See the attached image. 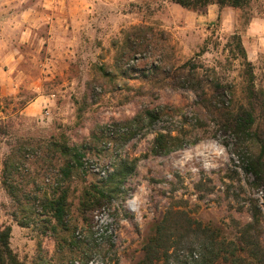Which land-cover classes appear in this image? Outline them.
Masks as SVG:
<instances>
[{"label":"rangeland","instance_id":"obj_1","mask_svg":"<svg viewBox=\"0 0 264 264\" xmlns=\"http://www.w3.org/2000/svg\"><path fill=\"white\" fill-rule=\"evenodd\" d=\"M163 5L0 0V226H11L9 244L22 264H141L150 244L158 250L153 264H264V180L245 170L255 142L264 159V95L247 97L248 67L231 34L216 25L183 31L171 21L176 11L159 13ZM138 25L152 31L130 39L137 52L118 62L125 35ZM250 63L264 91V55ZM215 83L224 89L216 92ZM198 101L206 115L195 112ZM239 106L254 110L250 135L234 136L219 122ZM144 109L164 114L128 128ZM164 127L196 142L153 155V137ZM52 141L83 153L82 166L61 184L69 187L70 230L55 233L35 203L59 178ZM133 158L122 196L94 213L89 231L81 220L72 229L82 187ZM255 208L258 225L242 234ZM196 222L222 243L219 258L204 256ZM157 224L165 230L156 233Z\"/></svg>","mask_w":264,"mask_h":264},{"label":"trees","instance_id":"obj_2","mask_svg":"<svg viewBox=\"0 0 264 264\" xmlns=\"http://www.w3.org/2000/svg\"><path fill=\"white\" fill-rule=\"evenodd\" d=\"M172 2L180 5L183 8L190 9L197 12H202L210 4H216L219 7L231 6L233 8H240L245 12L243 23L246 24L249 20V15L246 13L245 8L249 7L251 0H171ZM243 12V13H244ZM152 31V27L148 25L143 26H133L131 31L128 32L124 37V47L126 50H122L120 54L116 57L118 62L123 60L130 59L134 57L135 50H132V45L135 44V39L140 38L141 36H146L148 32ZM164 33V31L162 32ZM233 42V46L240 54V58L243 60L244 65L248 68L245 70L246 75V84L244 85V91L248 98L254 100H259L263 95L264 91L260 88H257L254 84V74L251 68V63L247 59L244 48L241 43L240 35L237 32H234L230 35ZM130 39H134L133 43L130 42ZM189 62H186L184 65H188ZM189 72V71H188ZM187 79V78H186ZM214 87L217 89L223 90L224 87L215 83ZM193 92L197 93L198 90L195 87H188ZM205 94V93H204ZM261 96V97H260ZM202 100L205 98L198 95ZM206 97V96H204ZM196 102L195 112L198 115H206L204 108L206 105ZM232 106V105H231ZM233 107V106H232ZM218 108V117L221 115L223 107ZM231 108V107H229ZM180 109L172 107L169 109V112L173 111L179 112ZM164 114L156 109H144L142 112L134 115L132 118L128 119L127 127L131 128L135 123L139 121L147 120L149 122H154L159 119L161 115ZM222 117V118H221ZM255 121V114L253 109H245L243 106L238 108H232V111L229 113H222L220 116V124L224 130L230 132L234 136H239L243 134H251V125ZM196 141H189L187 137L183 136L180 131L176 129H171L164 127L161 130L155 132L153 137L152 146L150 149L151 154L161 155L167 154L173 150L179 149L186 144H192ZM256 143V142H255ZM255 150L252 151L251 156L249 155L246 158L245 170L253 175L256 178V181L264 180V159L263 151L258 144H255ZM51 147L55 151V163L56 173L59 176L57 178L56 184L50 187L49 190L43 191L35 200L36 207L39 210V215L42 217L44 226H46L49 231L55 233L59 228L70 230L69 225L71 224V208L67 201L69 187L62 186L63 181L70 180L73 176V173L76 169L82 166L81 159L83 158V153L79 152L77 149L66 145L65 143H60L58 141H52L50 143ZM136 158L133 159H119L116 161L114 169L111 172H108L106 176L102 177L97 181H91L85 186L82 187L81 192L78 196V205L76 208L77 216L74 218L75 224L72 229L77 227L76 222L81 220L83 225L88 229H91L93 224L94 213L101 210L104 206H107L110 203V200L122 196V185L124 181L135 173L136 167ZM9 157L4 161V174L9 169ZM3 184L8 193L15 199L14 185L8 182V176H4ZM62 184V185H61ZM264 202V194H263ZM260 211L254 209L250 214V220L242 227V234H247L251 230L255 229L258 225ZM68 224V225H67ZM202 237L200 246L205 254L212 257V259L219 258L220 252L223 248L221 242H217L216 239L211 236L210 229L208 227H202L198 222L195 223ZM163 226V225H162ZM157 224L156 233H160L165 227ZM11 234V226L1 225L0 226V264H22L17 255L13 252L9 244V238ZM73 236V230L72 234ZM71 245L76 244V240L72 237ZM152 243L157 241V237H153L150 240ZM155 245V244H154ZM153 244H150L145 251V255L141 264H153L154 257L156 256V249H154ZM233 249L231 251L235 252ZM238 250V249H237ZM162 254H167V249L161 250ZM234 262L237 261L238 257L234 254Z\"/></svg>","mask_w":264,"mask_h":264},{"label":"crops","instance_id":"obj_3","mask_svg":"<svg viewBox=\"0 0 264 264\" xmlns=\"http://www.w3.org/2000/svg\"><path fill=\"white\" fill-rule=\"evenodd\" d=\"M161 1L164 5L160 8L159 13H163L165 7L176 11L171 21H178L180 23L178 28L183 31L191 33L192 30H209L210 27L216 25L221 31L228 34L237 32L240 35L242 46L249 61L264 55V0L250 1L249 7L245 8L250 17L246 24L241 23V15L244 11L240 8L219 7L216 4H210L202 12H197L183 8L171 0ZM126 2L136 5V3L152 2V0H114V7L117 9L118 5L122 6Z\"/></svg>","mask_w":264,"mask_h":264}]
</instances>
